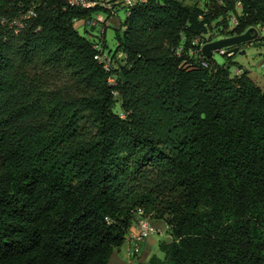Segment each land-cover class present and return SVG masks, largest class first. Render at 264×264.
Returning a JSON list of instances; mask_svg holds the SVG:
<instances>
[{
    "label": "trees",
    "instance_id": "obj_1",
    "mask_svg": "<svg viewBox=\"0 0 264 264\" xmlns=\"http://www.w3.org/2000/svg\"><path fill=\"white\" fill-rule=\"evenodd\" d=\"M99 9L0 0V264H109L139 211L170 239L137 264H264V89L202 53L264 45V0L137 3L109 67Z\"/></svg>",
    "mask_w": 264,
    "mask_h": 264
},
{
    "label": "rangeland",
    "instance_id": "obj_2",
    "mask_svg": "<svg viewBox=\"0 0 264 264\" xmlns=\"http://www.w3.org/2000/svg\"><path fill=\"white\" fill-rule=\"evenodd\" d=\"M186 1L188 3L194 4L197 0ZM200 3L202 6L204 5L203 2ZM237 7L238 12H241V5L239 3L237 4ZM126 17L127 11L125 7H121L118 10L117 14L111 16L106 10L99 9L92 15V18L97 20V23L94 26L86 25L84 24V21H78L77 29L81 34L89 37L92 40L98 42L106 41V51L109 52L111 49L114 52L118 43V40L116 38L117 28H120L122 22L126 19ZM229 18L230 19L226 30H232L238 24V18L235 12L231 13ZM257 27L259 28L261 34L262 28L260 26ZM221 30L222 29L220 27L216 26L213 31L206 35V38L209 39L211 37L218 36ZM220 37L222 36H218L216 38ZM256 39L239 44L241 46L240 50L236 51L233 55H230L232 59L231 70L232 72H235L237 68L248 70L251 77L264 89V45H257V43H255ZM244 49L246 51L245 53H242ZM212 59L216 63L221 65L228 61V57L221 51H214ZM154 226L156 227L155 224ZM167 235V232H165L161 239H164ZM146 238L137 242L136 240H134L132 235L127 236L125 241L126 243L124 242V244L120 248H118L116 254L111 257L109 264H137V262L141 260V258L145 254L143 253L142 243ZM160 253L162 254V252Z\"/></svg>",
    "mask_w": 264,
    "mask_h": 264
},
{
    "label": "built area",
    "instance_id": "obj_3",
    "mask_svg": "<svg viewBox=\"0 0 264 264\" xmlns=\"http://www.w3.org/2000/svg\"><path fill=\"white\" fill-rule=\"evenodd\" d=\"M68 5L70 6H77V7H82V8H97L101 7L104 10H107L110 12L112 15H115L118 13V9L120 7H125L127 11V15L130 14L131 12V7L134 6L137 3L144 2L147 0H64ZM35 11L30 9L28 11L27 16L34 15ZM78 21V20H76ZM75 21V22H76ZM84 21V24L86 25H95L97 23V20L93 19L92 17L88 18L87 20H82ZM19 26H24L23 21H16ZM107 25V24H106ZM198 41V40H197ZM95 47H97L98 52L96 54V58H98L100 61L105 62V65L109 67L110 63V57L108 53L104 49L103 41H96L95 42ZM228 55H233L235 51L233 50H228L226 48H222L221 52H226ZM242 69L237 68L235 70V73H240ZM114 80V79H113ZM139 216H138V230L136 233L132 234V237L134 240L139 242L140 240L146 238L149 236L151 233L156 232L157 228L154 226L152 221L149 219L147 215L143 213V211H139Z\"/></svg>",
    "mask_w": 264,
    "mask_h": 264
},
{
    "label": "crops",
    "instance_id": "obj_4",
    "mask_svg": "<svg viewBox=\"0 0 264 264\" xmlns=\"http://www.w3.org/2000/svg\"><path fill=\"white\" fill-rule=\"evenodd\" d=\"M78 21H82V20H78ZM78 21L75 22L76 27H77ZM148 217L149 219H151L152 223L156 225V228L158 229V231L149 235L142 243L143 253H145L144 256L141 258V260L143 261H147L153 254H158L160 256H163V252L159 248V242L164 239L165 240L170 239V234L168 233V224L166 223V221L161 218H155V217L152 218L151 216H148ZM138 228L139 226H138V220H137L131 225L127 236H131L133 233H136ZM165 232H167L168 235L164 239H161ZM117 250L118 249L114 251L112 256L116 254ZM160 252H162V254Z\"/></svg>",
    "mask_w": 264,
    "mask_h": 264
},
{
    "label": "water",
    "instance_id": "obj_5",
    "mask_svg": "<svg viewBox=\"0 0 264 264\" xmlns=\"http://www.w3.org/2000/svg\"><path fill=\"white\" fill-rule=\"evenodd\" d=\"M260 30L257 26H250L246 31L242 33H236L229 36H223L214 40H210L203 44L202 53L206 57L213 56L214 51H220L222 48L230 47L232 45L245 43L247 41L258 38ZM245 49L242 53H245ZM230 68V65H228Z\"/></svg>",
    "mask_w": 264,
    "mask_h": 264
}]
</instances>
